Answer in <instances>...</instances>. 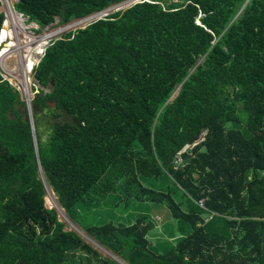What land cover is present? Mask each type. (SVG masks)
I'll use <instances>...</instances> for the list:
<instances>
[{"label":"trees","instance_id":"1","mask_svg":"<svg viewBox=\"0 0 264 264\" xmlns=\"http://www.w3.org/2000/svg\"><path fill=\"white\" fill-rule=\"evenodd\" d=\"M122 1L14 7L43 26ZM35 77L37 154L25 100L0 74V264H113L64 229L46 185L73 217L88 189L124 175L112 190L165 204L180 236L158 253L145 215L88 227L108 252L128 264H264V0L134 2L52 39ZM40 115L54 118L42 144ZM161 174L177 187H154Z\"/></svg>","mask_w":264,"mask_h":264},{"label":"rangeland","instance_id":"2","mask_svg":"<svg viewBox=\"0 0 264 264\" xmlns=\"http://www.w3.org/2000/svg\"><path fill=\"white\" fill-rule=\"evenodd\" d=\"M0 1V10L5 12L6 18H8V20H11L10 24L15 25L14 21H16V19L11 14V10L15 11L16 13V9L14 6L17 0ZM132 2L133 0H124L118 4L109 6L101 12H97L90 15V18L85 17L82 19H73L65 24L58 23V18H56L53 22H50L46 25L40 26L39 24H35L34 26H39L40 29L44 32V34L47 36L48 42H50L52 39L63 35V33L68 30L74 31L78 28L85 27L90 21L94 20V17L101 18L103 16H106V14L114 12L118 9H124L125 7L132 4ZM24 17L26 16L24 15ZM24 19H26L27 24L30 22L29 20H27V18ZM17 27L21 29L20 26ZM18 34L19 37L17 41L23 38V32H13L12 39L17 38ZM10 68H15V66L11 65ZM13 81H15V78H13ZM15 83L18 84V79L15 81ZM50 87L51 85H48L46 89H49ZM55 105L56 102L53 105V108L55 107ZM30 112L31 114H33V108ZM35 120L38 142L39 144H42L46 141V138L49 135L48 126H50L54 122V118H52L50 115H47L46 117L44 115H40L36 116ZM58 121H62V119L59 118ZM32 123L33 139L36 145L33 115ZM40 173H42V171H40ZM141 180L145 185L151 186L150 178L145 179L144 177H142ZM126 181L127 177L125 175L117 178H103L99 182L100 189L93 187L88 189L84 193L82 200L79 201L76 205V214L73 217L65 215L63 208L59 205L56 199V195L50 190L47 185L45 194V204L48 207H55L57 209L58 220L65 223L64 229H74L78 231L82 235L84 240L86 242L92 243L96 247V249L99 250L100 256L103 259L105 257L108 258L110 260V263L128 264V261L122 258V256L118 252H108L105 248L101 247L96 241L93 240V234H85L84 231L88 227L101 226L109 222L114 225H119L120 223L129 225L131 222L133 223L137 221V218L141 217L142 215H145L153 223V226L148 234L150 249L158 253L167 252L174 246V244H176V240L180 236V229L179 227H177L176 220L170 216L165 204L160 207L158 204H154L150 200H138L137 198H134L132 201L130 200L129 203H127L128 196L125 194L124 189L112 190L115 189V187H118L119 185L122 186L124 183H126ZM106 184L107 186L111 185L112 191L101 190V187H104ZM153 185L154 187H160L161 189H175L177 187V183L173 180V178L166 174H161L156 177L155 180H153ZM107 186H105L106 189H108ZM147 218L146 221H148ZM93 259L94 257H92V261H90V264H94ZM82 260L83 259H80V262H82ZM96 264L103 263L99 261Z\"/></svg>","mask_w":264,"mask_h":264},{"label":"built area","instance_id":"3","mask_svg":"<svg viewBox=\"0 0 264 264\" xmlns=\"http://www.w3.org/2000/svg\"><path fill=\"white\" fill-rule=\"evenodd\" d=\"M137 1L144 0H133L132 3ZM89 16L87 18H90ZM94 19L96 18L94 17ZM10 21L6 18L0 29V74L3 79L9 80L8 82L20 91L25 100L26 108L30 112L33 98L40 90V84L34 75V71L52 40L48 42L47 36L42 30L37 29L38 26H34L36 24L34 22L19 24L14 21L15 25H12ZM16 25L20 26L21 29ZM13 32H23L24 36L18 41L19 34L17 38H7L8 34ZM11 65L15 68L11 69ZM13 78L15 81L18 79V84L13 81ZM177 159L180 158L177 157Z\"/></svg>","mask_w":264,"mask_h":264},{"label":"water","instance_id":"4","mask_svg":"<svg viewBox=\"0 0 264 264\" xmlns=\"http://www.w3.org/2000/svg\"><path fill=\"white\" fill-rule=\"evenodd\" d=\"M18 1H19V0H17V2H18ZM17 13H18L20 16L23 15V13H21V12H19V11H17ZM48 103H49L50 107H53V105L55 104V101H48ZM23 120H27V121L29 122L30 130H31V133H32V135H33V123H32V120H31V118H30V112H29L28 109H26V113H25V115L23 116ZM35 142H36V140H35ZM33 144H34V148H35V153L37 154V149H36V145H35V143H34V139H33ZM38 170H39V171L42 170L39 164H38ZM42 179H43V178H42Z\"/></svg>","mask_w":264,"mask_h":264},{"label":"clouds","instance_id":"5","mask_svg":"<svg viewBox=\"0 0 264 264\" xmlns=\"http://www.w3.org/2000/svg\"><path fill=\"white\" fill-rule=\"evenodd\" d=\"M16 13H17V11H16ZM22 16H23V15H22ZM24 18H27V16L24 17ZM5 19H6V18H5ZM27 20H28V19H27ZM4 21H5V20H4ZM29 21H30V20H29ZM30 22H34V23L38 24V23L35 22V21H30ZM30 22H29V23H30ZM3 23H4V22H3ZM24 23H26V19H24ZM26 24H27V23H26ZM2 25H3V24H2ZM1 27H2V26H1ZM0 29H1V28H0ZM37 29H38V30H41L39 26H38ZM9 37H11V38L13 37L12 33H9V34H8V37H7V38H9ZM11 44H12V43H11ZM38 63H39V62H38ZM36 66H37V65H36ZM35 69H36V68H35ZM34 75H35V71H34ZM36 79H37V78H36ZM37 81H38V79H37ZM38 82H39V81H38ZM39 84H40V83H39ZM39 91H40V90H39ZM39 91H38V92H39ZM26 109H27V108H26V105H25V111H26ZM30 114H31V112H30ZM30 118H31V120H32V114H31ZM41 171H42V170H41ZM39 172H40V171H39ZM42 178H43V176H42ZM43 180H44V178H43ZM50 190H51V189H50ZM51 191H52V190H51ZM52 192H53V191H52Z\"/></svg>","mask_w":264,"mask_h":264},{"label":"bare ground","instance_id":"6","mask_svg":"<svg viewBox=\"0 0 264 264\" xmlns=\"http://www.w3.org/2000/svg\"><path fill=\"white\" fill-rule=\"evenodd\" d=\"M11 14L15 17L16 21L19 24L24 23V15L23 16H20L18 13H15V11H12V10H11Z\"/></svg>","mask_w":264,"mask_h":264}]
</instances>
